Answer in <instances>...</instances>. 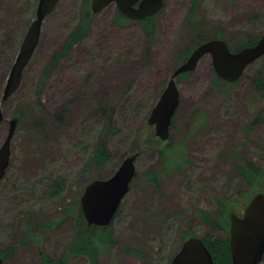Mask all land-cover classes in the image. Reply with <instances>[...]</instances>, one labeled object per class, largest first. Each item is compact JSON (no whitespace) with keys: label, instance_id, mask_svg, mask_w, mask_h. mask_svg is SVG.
I'll return each mask as SVG.
<instances>
[{"label":"rangeland","instance_id":"obj_1","mask_svg":"<svg viewBox=\"0 0 264 264\" xmlns=\"http://www.w3.org/2000/svg\"><path fill=\"white\" fill-rule=\"evenodd\" d=\"M86 2L91 0L59 1L43 24L19 88L2 106L0 145L8 121L19 117L10 168L0 185V255L7 254L3 264H58L76 234L75 220L66 210L80 202L91 180L110 176L146 143L136 160L137 177L109 228L117 243L96 254L98 264H169L189 231L228 238L229 228L211 227L198 208L224 219L232 211L242 214L254 194L238 165L247 159L264 169V122L254 123L264 116V96L251 83L255 72L264 75V56L233 84L214 83L210 55L178 78L180 102L168 140L155 136L147 117L187 48L216 32L231 42L247 33H264V0H165L149 35L139 23L119 26L112 4L93 16L90 11L86 36L53 65V55L82 25ZM37 4L0 0V106ZM63 105L68 107L63 121L50 118L35 126L43 111ZM102 143L112 157L98 165L92 158ZM167 144L181 156L179 165L169 170V154L160 151ZM149 172L160 174L161 188L149 183ZM60 178L64 190L50 195L53 180ZM259 188L264 191V173ZM217 197L226 199L228 207ZM92 262L82 253L60 264Z\"/></svg>","mask_w":264,"mask_h":264},{"label":"water","instance_id":"obj_2","mask_svg":"<svg viewBox=\"0 0 264 264\" xmlns=\"http://www.w3.org/2000/svg\"><path fill=\"white\" fill-rule=\"evenodd\" d=\"M60 0H38L36 16L21 43L19 52L10 69L0 106V122L4 121L3 104L19 88L24 70L30 62L41 38L42 27ZM139 3L138 7L134 5ZM110 3L131 19H143L164 8L165 0H92V11L98 13ZM212 57L216 75L224 82L234 83L246 69L264 56V33L254 45L231 50L223 38H211L199 43L191 54L172 73L166 87L151 108L147 122L155 127V135L161 140L171 136L173 117L179 107L180 91L177 79L181 74L195 70L205 56ZM19 118L12 117L4 141L0 145V185L4 180L12 154V140ZM139 152L129 154L107 177L95 178L85 187L80 205L88 226H109L130 190L136 176V160ZM229 237L231 264H262L264 260V191L255 193L242 214L230 212ZM4 261L0 257V264ZM170 264H214V257L203 236L186 238Z\"/></svg>","mask_w":264,"mask_h":264},{"label":"trees","instance_id":"obj_3","mask_svg":"<svg viewBox=\"0 0 264 264\" xmlns=\"http://www.w3.org/2000/svg\"><path fill=\"white\" fill-rule=\"evenodd\" d=\"M88 7H89V3L86 2V4L84 5V7L81 10V13L83 15L82 25L70 33V35L68 36V40L65 44V48L62 49L61 52H57L53 55V65L57 64V62L61 58H63L64 56H66L68 54L69 50L75 44L79 43V41H81L86 36L85 33L87 31V26L89 23V18H86L88 15V11H87ZM195 9H196V4H194V8L192 11L194 12ZM93 15H94V13L92 14V16ZM157 16H158V14L148 16V17H145V18L139 20V24H141V26H142V28L146 34L149 35V34L154 33V31L156 29V23H155L154 19ZM115 21L119 26H125V25H128V23L133 22V21H130L126 16H124L120 12H118ZM221 36H222V33L216 32L215 36L212 38H221ZM260 36L261 35H259V34L257 36H255L251 33H247L239 41H235V42L232 41L231 42V40H229L228 38H224V39L229 44L231 50H239L240 48H242L244 46L256 44L257 41L259 40ZM201 37H199V38H201ZM205 40L206 39L201 38L192 48H187L186 51H184L182 54H180L179 59L176 62V66L178 64L182 63L191 54L193 49L200 42L205 41ZM186 74L187 73L181 74L178 78L184 77V76H186ZM244 74H245V72H244ZM244 74L242 75V77L244 76ZM221 80L222 79L219 78L215 74L214 83L218 85V84H220ZM228 83L233 84L230 82H228ZM251 83L254 85V87H256L258 92L262 96H264V75L262 74L261 71L255 72V74L253 76H251ZM159 93H161V91ZM39 104L42 105V102L39 101ZM67 111H68V107L64 106V105L61 106L60 108H58L57 110H55L54 112L48 113L46 111H43L34 120V124H35V126L41 127L42 125L47 123L50 120V118L52 120H54V122L60 121V120L63 121L64 115L66 114ZM100 111H102L103 113H106V110L103 108H100ZM44 113H46V116ZM177 113H178V110H177L176 114ZM176 114L173 117L172 125L174 123ZM260 121L264 122V116H262L260 119L256 120L254 123H258ZM176 146H178V145H176ZM146 147H147V143L144 144L141 148H139L136 152H139V154H140V153L144 152ZM174 149L175 148L171 147L170 144H167L166 146L160 147V151L162 154H164V155L169 154V159H168V164H167L168 170L172 168L171 166L176 167L181 162V156H179L176 152H174L175 151ZM180 152H182V153L185 152L182 147L180 149ZM111 157H112V154L110 153L109 148L107 146H105L104 143H102L96 148L92 159H93V163L98 164V165H103V163L108 161ZM171 158H173L172 161H170ZM175 160H178V161L176 162L175 165H173L172 162ZM243 162L244 163L238 165V171L243 177L246 178L250 187H252L255 190L254 191V194H255V193L262 190L259 187L263 181L264 169H263V167H261V168L258 167L255 162H250L247 159H244ZM10 163H11V160H10ZM136 166H137V164H136ZM9 168H10V164H9L8 169H7L6 175L8 174ZM136 169H137V167H136ZM6 175H5V177H6ZM5 177H4V179H5ZM136 177H137V171H136L135 178L131 182V185L135 181ZM148 181L150 184L156 186L157 188H161V176H160V174H158L156 172H149L148 173ZM64 185H65L64 179H62V178L54 179L53 184H52L53 191L50 192V195L52 194L54 196L55 195L57 196V194L58 195L61 194L62 191L64 190ZM131 185H130V188H131ZM217 200H218L220 205H222L224 207H226V206L228 207V201L226 199L221 198V197H217ZM122 205H123V201L120 205V208H119L113 222L109 226H105V227L88 226V223H87V221L84 217L83 211L81 209V205H80L79 200H77L75 202V205L73 206V208H70L69 211L67 209L65 212L66 216H72L73 219L75 220V223H76L75 233L76 234H75V237L69 246L67 255L63 259L59 260L58 264L65 263L67 261V259H69L70 257L75 256V255H79L82 253H86L87 255H89L92 258V261H93L92 264H98L96 254L97 253H103L110 246L117 243V239L110 232L109 227L112 224H114L116 218L120 215ZM198 211H199L201 218L204 221H206L207 223H209L211 227L216 228L217 230L229 228L230 217L226 216L224 219H222V218L221 219H215V218H213L212 215H210V213L204 211L201 208H198ZM64 218H65V216L62 217V221L64 220ZM60 223L61 222H59V224ZM193 235H196V234L189 231L188 233H186L184 235V240L190 236H193ZM203 239L213 254L214 264H231L230 237L229 236L226 239H218V238H215L212 234L207 233L206 235L203 236ZM126 250L135 254V255H141V252L135 248L126 247ZM0 257L5 261L7 254L3 253L2 255H0ZM46 260L51 262V263L55 262L54 259L47 258ZM170 262H171V260H170ZM170 262H169V264H170Z\"/></svg>","mask_w":264,"mask_h":264},{"label":"flooded vegetation","instance_id":"obj_4","mask_svg":"<svg viewBox=\"0 0 264 264\" xmlns=\"http://www.w3.org/2000/svg\"><path fill=\"white\" fill-rule=\"evenodd\" d=\"M139 3H140V1L138 2V3H136L134 6L135 7H138L139 6ZM91 4H92V0H91V2L89 3V7H88V15L90 14V11H91V13H95V12H93L92 11V7H91ZM112 4H115V3H110L108 6H110V5H112ZM165 5V4H164ZM108 6H106L105 8H107ZM117 6V5H116ZM104 8V9H105ZM103 9V10H104ZM117 12H120L121 14H123L120 10H119V8L117 7V10H116ZM101 12V11H100ZM161 12V11H160ZM160 12H158V13H156V14H154V15H157V14H159ZM99 13V12H98ZM124 16H126L130 21H133V22H135V23H139V20H141V19H131L130 17H128L127 15H125V14H123ZM152 16V15H151ZM148 17V16H147ZM145 18V17H144ZM201 43V42H200Z\"/></svg>","mask_w":264,"mask_h":264},{"label":"bare ground","instance_id":"obj_5","mask_svg":"<svg viewBox=\"0 0 264 264\" xmlns=\"http://www.w3.org/2000/svg\"><path fill=\"white\" fill-rule=\"evenodd\" d=\"M110 228V227H109ZM111 232V231H110ZM34 240V239H33ZM159 249V248H158Z\"/></svg>","mask_w":264,"mask_h":264}]
</instances>
